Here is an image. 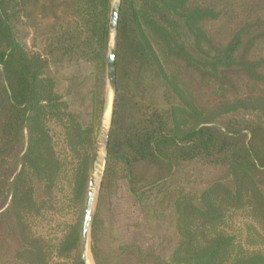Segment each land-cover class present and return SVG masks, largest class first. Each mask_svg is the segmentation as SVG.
Masks as SVG:
<instances>
[{
    "label": "rangeland",
    "instance_id": "rangeland-1",
    "mask_svg": "<svg viewBox=\"0 0 264 264\" xmlns=\"http://www.w3.org/2000/svg\"><path fill=\"white\" fill-rule=\"evenodd\" d=\"M95 1L97 16L93 18L95 23L92 21V26L95 25L92 45L86 56L72 52L71 57L54 52L58 51L56 37L43 36V33L51 27L54 31L61 27L71 12L72 0H27L29 4L25 8L19 4L20 0L0 1V8L5 11L6 21L13 31L15 59L33 60L38 72L42 71L43 82L48 87L51 85L52 93L59 96L54 109L63 111L66 108L78 123L75 143H68L65 117L57 114L59 120L52 117L45 122V138L49 139L58 168L48 186L35 181L32 188L35 202L21 210L23 217L19 226L11 221L12 215L4 211L11 204L12 181L21 168L27 147L26 126L22 127V142L20 140L15 146L13 143L9 146L8 142L3 146L5 153H1L8 160H4L0 169L3 175L13 170L4 181V191L0 192V264H76L77 259L85 264L80 259L83 253L87 264H161L155 259H168L179 239L175 191L184 188L197 195L211 175L222 174L220 170L224 169L218 163L209 162V158L177 157L175 141L170 143L171 140L162 144L159 154L164 156L160 157L162 162L139 157L131 151L130 143L134 138L130 131L145 129L154 112L166 114L169 100L164 87L151 76L142 75L140 85L136 84V67L131 66L130 49L127 42H123L124 26L123 37L118 35L122 6L126 9L129 3L136 5L140 0H119L114 36L108 32L112 0ZM163 1V7H159L164 13L162 26L176 42V53L183 58L188 55L191 64L185 66L169 56L165 60L166 67L171 72L177 70L181 87L192 94L195 106L212 111L219 103L228 101L222 105L226 112L219 117L223 123L257 125L259 136L254 147L264 153V0ZM173 4L178 9L177 15L170 16ZM24 11L31 18L24 19ZM126 19L125 25L130 27V19ZM64 44L59 45L64 47ZM68 45L66 43L65 47ZM108 45L115 51L113 94L105 77ZM227 50H232V60L226 68L214 73L208 66L197 65V61L219 59ZM8 53L9 48L4 56ZM32 54L38 56L32 57ZM2 83L6 84L8 92L7 81ZM134 83L136 89L131 86ZM238 97L241 100L234 102ZM118 98L120 102L116 103ZM8 116L3 104L0 129H8ZM105 117L109 126L107 149L101 151L105 160L102 157L95 160L94 148ZM245 133V137L236 142L239 148L241 142L249 138V131ZM6 140L7 136L4 142ZM95 170L99 185L87 243L83 246L84 206L89 177ZM161 175L168 178L167 183L150 191V182ZM256 176L264 196V170ZM169 189L174 191L171 193ZM222 230L232 237L234 251L264 248V234L243 208L227 214ZM71 237L76 239V244L69 248Z\"/></svg>",
    "mask_w": 264,
    "mask_h": 264
},
{
    "label": "trees",
    "instance_id": "trees-1",
    "mask_svg": "<svg viewBox=\"0 0 264 264\" xmlns=\"http://www.w3.org/2000/svg\"><path fill=\"white\" fill-rule=\"evenodd\" d=\"M138 2L136 5L134 2L129 3L126 9L122 6L118 35L120 38L123 37L124 26L123 42H127L128 50L130 49L131 66L136 67L138 80L136 84L140 85L142 75L151 76L164 87V93L167 94L169 102H167L166 114L154 112L150 116L152 120L145 129L130 131V135L134 138L130 139H133L130 143L131 151L139 157H148L162 162L164 156L159 155L162 144L171 140L170 143L175 141L177 157L190 159L197 156L202 160L209 158V162L218 163L224 168L220 170L222 174L211 175L197 195L194 192L184 191V188H178L175 191L174 210L179 236L178 244L168 259L155 260L161 264H264V248L254 247L245 251H234L232 237L222 230L227 214L243 208L248 218L264 234V196L258 187L256 176L264 170V153L254 147V141L259 136V127L249 124L223 123L219 117L226 112L222 110V105H226L227 100L212 108V111L194 105L192 94L181 87L177 70L174 69L171 72L166 67V59L169 56L182 61L185 66H191V64L186 52L180 49L188 58H183L176 53L178 48L176 42L166 34V28L162 26L164 13L160 12L159 7H163L165 1L140 0ZM19 4L25 8L29 3L27 0H20ZM72 6L71 12L61 23V27H58L56 31L51 27L43 33V36L56 37L58 51L54 52H62L63 56L68 57L73 56L72 52L86 56L94 38L95 25L92 26V21L95 23L93 18L97 16V4L95 0H72ZM177 10L176 5H170V16L177 15ZM24 12V17L22 16L24 19L31 18L27 11ZM125 12H127L126 18L130 19V27L125 25L128 21L125 18ZM61 42L69 45L65 47L64 44L63 47L59 45ZM8 48L9 53L4 56ZM15 51L13 31L6 21L5 11L0 8V66H2L0 68V108L4 104L9 113L6 118L8 129H0V168L4 160H8L1 153H5L2 151L3 146L8 142L9 146L12 143L15 146L20 140L22 142L23 126H26L28 132L27 147L22 156L21 168L11 185V204L4 211L12 215L11 221L19 226V221L23 217L21 210H26L29 204L35 202V195L32 192L35 181L48 186L51 176L58 168V160L52 152L49 139L47 136L45 138V122L52 117L59 120L57 114L60 118L65 117L64 126L68 143H75L78 123L74 121L73 114L66 108L63 111L54 109L55 101L59 96L52 93L51 85L48 87L43 82L42 71L38 72L33 60L15 59ZM36 56L38 54H32V57ZM231 60L232 50H227L219 59L197 61V65L208 66L215 73L221 68H226ZM5 80L9 88L8 92L6 84L2 83ZM131 86L133 89L137 87L135 83ZM240 100L241 98L238 97L233 101ZM119 102L118 98L116 103ZM245 130H248L250 135L246 142H241L239 148L236 142L245 137ZM5 136L7 140L4 142ZM24 167L30 169H24ZM2 170L0 169L1 193L5 188L4 181L9 179L13 169H10L7 175H3ZM159 179L162 181L155 184ZM167 180L165 175L157 176L150 182L152 187L150 191L164 187ZM167 191L172 193L174 190ZM75 244L76 239L71 237L68 243L69 248ZM75 261L76 264H81L78 259Z\"/></svg>",
    "mask_w": 264,
    "mask_h": 264
},
{
    "label": "water",
    "instance_id": "water-1",
    "mask_svg": "<svg viewBox=\"0 0 264 264\" xmlns=\"http://www.w3.org/2000/svg\"><path fill=\"white\" fill-rule=\"evenodd\" d=\"M119 0H112L109 9V19H108V32L110 35H115L118 25V14H119ZM105 77L107 81L108 88L113 94L115 92V51L112 45L107 46V53L105 57ZM108 119L105 117V121L101 126V132L99 139L96 141L94 148L93 158L96 160L102 157L105 160V156H101V151H106L108 145L109 136V126L107 124ZM99 185V177L97 176L96 170L89 177L87 198L84 206V215L81 230V239L83 246H86L88 230L93 218V207L96 200V193ZM80 259L82 262L86 263L85 254H81Z\"/></svg>",
    "mask_w": 264,
    "mask_h": 264
},
{
    "label": "bare ground",
    "instance_id": "bare-ground-1",
    "mask_svg": "<svg viewBox=\"0 0 264 264\" xmlns=\"http://www.w3.org/2000/svg\"><path fill=\"white\" fill-rule=\"evenodd\" d=\"M99 166V165H98ZM88 262V261H87Z\"/></svg>",
    "mask_w": 264,
    "mask_h": 264
}]
</instances>
